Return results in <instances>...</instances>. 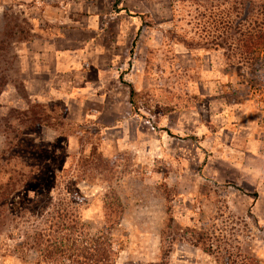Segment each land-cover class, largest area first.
Wrapping results in <instances>:
<instances>
[{"label":"rangeland","instance_id":"rangeland-1","mask_svg":"<svg viewBox=\"0 0 264 264\" xmlns=\"http://www.w3.org/2000/svg\"><path fill=\"white\" fill-rule=\"evenodd\" d=\"M240 2L0 0V159L33 176L0 264H48L21 247L42 231L105 236L114 264H264V50L224 43Z\"/></svg>","mask_w":264,"mask_h":264},{"label":"trees","instance_id":"trees-1","mask_svg":"<svg viewBox=\"0 0 264 264\" xmlns=\"http://www.w3.org/2000/svg\"><path fill=\"white\" fill-rule=\"evenodd\" d=\"M241 0L239 3L241 10L248 6V14L242 19L245 23L251 21V26L245 28L242 22L234 28L233 42H228L232 38L226 39V45L237 43L246 56H254L259 51L264 50V0ZM245 10V9H244ZM224 44V45H225ZM2 46V45H1ZM224 46H222L223 48ZM0 49L4 50V46ZM2 81L0 80V93L2 91ZM24 115V114H23ZM4 174L5 179L1 180ZM32 174H26L24 170L11 166V162H3L0 159V233L6 225L8 218L6 213V205L9 199L23 185L32 181ZM122 210V206L117 205ZM56 227V225H55ZM60 227H58L59 229ZM28 239V238H26ZM34 244L32 246L27 242H21V247L30 246L37 250L40 256L45 259L48 264H114L113 257L116 253L112 244L106 240L105 236H98L92 242L82 246H72L71 248L63 243L59 238L53 237L46 232H38L33 235ZM29 240V239H28ZM198 246V245H196ZM205 252H208L205 249Z\"/></svg>","mask_w":264,"mask_h":264}]
</instances>
